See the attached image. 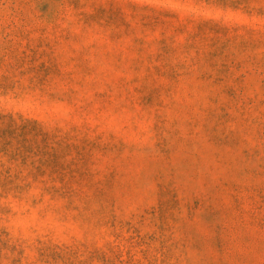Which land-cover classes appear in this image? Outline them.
<instances>
[{"label":"rangeland","instance_id":"rangeland-1","mask_svg":"<svg viewBox=\"0 0 264 264\" xmlns=\"http://www.w3.org/2000/svg\"><path fill=\"white\" fill-rule=\"evenodd\" d=\"M0 264H264V0H0Z\"/></svg>","mask_w":264,"mask_h":264}]
</instances>
